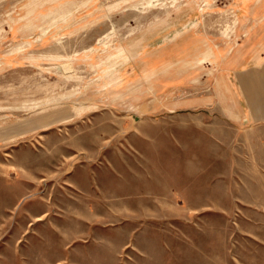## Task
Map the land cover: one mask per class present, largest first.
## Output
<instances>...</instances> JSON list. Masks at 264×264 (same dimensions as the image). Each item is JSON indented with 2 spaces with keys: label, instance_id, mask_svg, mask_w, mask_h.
Returning a JSON list of instances; mask_svg holds the SVG:
<instances>
[{
  "label": "rangeland",
  "instance_id": "obj_1",
  "mask_svg": "<svg viewBox=\"0 0 264 264\" xmlns=\"http://www.w3.org/2000/svg\"><path fill=\"white\" fill-rule=\"evenodd\" d=\"M263 34L264 0H0V264H264Z\"/></svg>",
  "mask_w": 264,
  "mask_h": 264
},
{
  "label": "crops",
  "instance_id": "obj_2",
  "mask_svg": "<svg viewBox=\"0 0 264 264\" xmlns=\"http://www.w3.org/2000/svg\"><path fill=\"white\" fill-rule=\"evenodd\" d=\"M249 59L251 64L246 68L244 80L248 114L243 124L251 126L254 135L258 134L257 138L264 142V41L254 47Z\"/></svg>",
  "mask_w": 264,
  "mask_h": 264
}]
</instances>
